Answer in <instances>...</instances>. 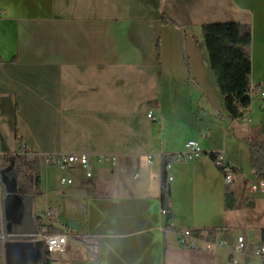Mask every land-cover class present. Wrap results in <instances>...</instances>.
Returning <instances> with one entry per match:
<instances>
[{
  "label": "crops",
  "instance_id": "1",
  "mask_svg": "<svg viewBox=\"0 0 264 264\" xmlns=\"http://www.w3.org/2000/svg\"><path fill=\"white\" fill-rule=\"evenodd\" d=\"M213 22L251 27L252 82L264 83L256 61L264 0H0V158L25 147L52 214L40 223L97 243L98 259L72 264H264L251 254L264 243V192L249 188L258 177L236 169L228 187L211 158L224 152L228 164L251 166V141L260 139L246 119L253 103L244 118L227 116L199 35ZM190 140L202 154L170 162L163 215L161 157L185 152ZM61 153L88 154L92 176L46 162ZM227 189L253 206L227 210ZM4 200L1 186L0 235ZM184 229H217L216 241L198 237L192 250L180 240ZM5 236V264L13 253L11 264H20L19 238ZM74 247L86 253L69 237L67 252Z\"/></svg>",
  "mask_w": 264,
  "mask_h": 264
},
{
  "label": "trees",
  "instance_id": "2",
  "mask_svg": "<svg viewBox=\"0 0 264 264\" xmlns=\"http://www.w3.org/2000/svg\"><path fill=\"white\" fill-rule=\"evenodd\" d=\"M205 46L209 55L210 66L216 78L218 88L223 98L227 116L231 120L242 119L252 106V94L256 87L252 86V30L247 24L240 22H213L202 26ZM217 153H211L214 160ZM177 154L163 155L162 162L167 166L176 160ZM26 148L22 153L8 154L0 158L1 178L6 176L17 184V197L20 201L19 214L16 220L8 218L4 209L3 226L6 235L12 238H23L26 249L34 247L37 242H31L32 236L42 232L45 227L40 223V216L33 213L35 200L43 195L41 191V175L36 160L31 161L28 167ZM251 168L257 177L264 178V138L251 141ZM235 175L237 170L233 166ZM4 198L7 196L5 185L2 182ZM161 201L168 210L171 203V188L168 183V174L164 175L161 191ZM242 206L252 207L253 202L243 203L237 199L234 191L227 189L225 193V207L233 210ZM50 232H61L52 225H48ZM180 230H178L179 232ZM193 233L208 242L214 243L217 229H209L204 234L203 230H193ZM264 242V228L261 230ZM69 237L78 239L85 247L88 259H98V245L83 238L76 233H69ZM37 253L40 264H57L44 243ZM22 263V262H21ZM20 263V264H21ZM0 264H5V243L0 236ZM72 264V263H62Z\"/></svg>",
  "mask_w": 264,
  "mask_h": 264
},
{
  "label": "built area",
  "instance_id": "3",
  "mask_svg": "<svg viewBox=\"0 0 264 264\" xmlns=\"http://www.w3.org/2000/svg\"><path fill=\"white\" fill-rule=\"evenodd\" d=\"M255 91V90H254ZM261 100L264 105V90L261 92ZM149 118L155 119L152 112L149 113ZM187 150L183 153L177 154L176 158L186 161H192L202 154V148L198 142L195 140H190L187 142ZM29 157H33V155H29ZM152 156H149V162L151 161ZM111 159L112 161H116V156H102L101 160ZM46 162L48 164H54L62 171H67L70 169L81 168L84 170L87 177L92 176V170L90 166V158L88 154H56V155H48L46 156ZM215 164L221 171L224 176L225 184L228 187L234 186L236 182L235 174L230 173V169H228V161L226 160L225 153L219 152L217 153L215 159ZM169 166V165H168ZM167 166V167H168ZM172 178L169 177L168 180ZM63 183H72L73 180L68 177L62 178ZM2 186V178L0 176V187ZM250 190L253 192H264V178L258 177L250 182ZM168 211L166 208H163L162 214H167ZM51 212H46L45 217L51 218ZM0 235L1 239H5V232ZM179 237L181 242L189 247L192 250L198 249V237L193 233L191 229H184L179 231ZM31 242H42L45 244L48 252L54 258L55 256H64L68 251L69 246V236L64 232H50L48 225L42 229V232L32 236ZM223 243H221L222 245ZM247 249V243L244 240H241L237 243L236 251L243 253ZM251 254H264V243L258 244L252 247Z\"/></svg>",
  "mask_w": 264,
  "mask_h": 264
},
{
  "label": "rangeland",
  "instance_id": "4",
  "mask_svg": "<svg viewBox=\"0 0 264 264\" xmlns=\"http://www.w3.org/2000/svg\"><path fill=\"white\" fill-rule=\"evenodd\" d=\"M199 35H200V37L202 36V40H203L204 39L203 38V33L200 32ZM203 42H204V40H203ZM256 61L258 63V66H264V49H262L261 51L259 50L258 52H256ZM252 63H253V68H254L255 57H254L253 52H252ZM252 73H253V69H252ZM252 86L253 87H256L255 88V91H253V94H252V101H253L252 103H253V106H252V110L250 111V117L247 118V116H246V119L249 120V121L251 119V121L249 123L250 126L252 127L251 130L252 131L256 130V132H254L253 135L256 136V137H260V139H261V138H264V105L262 104V100H261V92H262V90H264V83H262V84L255 83V84H253V82H252ZM230 136H232V135H230ZM234 147L236 148L237 145L231 144V148L234 149ZM27 163H28V167H30L32 165L30 159H27ZM235 168L238 171H240V172L249 174V177L250 178L253 177L251 175L252 168H251L250 165H246V166L236 165ZM56 169L58 170L59 173L60 172L61 173H64V174L66 173V171H62L59 168H56ZM254 179H256V177L253 178L252 180H254ZM233 187H231V188H233ZM249 188H250V186H249ZM40 198L41 197H38L37 200L40 199ZM46 206H47V204H46L45 199L38 200L37 213L39 215H42V213L48 212L49 209L48 210H45ZM45 213L42 216H40L41 217L40 218L41 223L43 222V218L45 217L44 216ZM0 230H1V227H0ZM18 242L20 244V247L19 248L17 247L15 249V251L16 252H20V253L22 252L24 254V258H23L21 264H40V260L38 259L37 253L40 252L41 246L37 244V245H35L34 247H32L30 249H26L25 246H23V242H24V239L23 238H19V241ZM11 243H12V241L8 237L7 240H6V244H5L8 249L12 245ZM81 254L82 253L81 252H78V250L76 251L75 250V247H74V248H72V250H70L69 252H67L66 255H64V256H55L54 258L57 260V264H62L66 260L71 263L77 257L80 260L81 259H84L86 261H89L90 260V259H88V256H87L86 253L84 255H82V256H81ZM12 255H15V254L13 253ZM12 255H11V257H9V264H11ZM256 258H259V257H256ZM259 259H261V258H259Z\"/></svg>",
  "mask_w": 264,
  "mask_h": 264
},
{
  "label": "water",
  "instance_id": "5",
  "mask_svg": "<svg viewBox=\"0 0 264 264\" xmlns=\"http://www.w3.org/2000/svg\"><path fill=\"white\" fill-rule=\"evenodd\" d=\"M162 166H163V174L166 175L167 174V164L163 163ZM2 182L5 185L6 192H7V196L5 197V200H4V207H5V211H6V216L8 218H12L13 220H16V218L18 217V214H19V204H20V201L17 197V191H18L17 184L6 176H3ZM32 244H34V243L29 242L28 245L31 246ZM37 244L41 245L42 242H37ZM19 247H20V244H19L18 248ZM23 258H24V256H23Z\"/></svg>",
  "mask_w": 264,
  "mask_h": 264
},
{
  "label": "bare ground",
  "instance_id": "6",
  "mask_svg": "<svg viewBox=\"0 0 264 264\" xmlns=\"http://www.w3.org/2000/svg\"><path fill=\"white\" fill-rule=\"evenodd\" d=\"M228 169H230V173L235 174V171L233 169V166L228 164ZM254 257H259L262 260H264V254H252Z\"/></svg>",
  "mask_w": 264,
  "mask_h": 264
}]
</instances>
